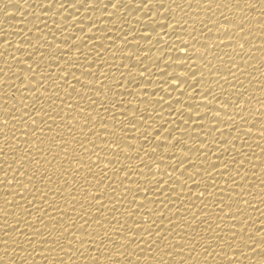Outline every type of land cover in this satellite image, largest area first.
Returning <instances> with one entry per match:
<instances>
[{
	"label": "bare ground",
	"instance_id": "obj_1",
	"mask_svg": "<svg viewBox=\"0 0 264 264\" xmlns=\"http://www.w3.org/2000/svg\"><path fill=\"white\" fill-rule=\"evenodd\" d=\"M2 120L0 264H264V0H0Z\"/></svg>",
	"mask_w": 264,
	"mask_h": 264
},
{
	"label": "snow or ice",
	"instance_id": "obj_2",
	"mask_svg": "<svg viewBox=\"0 0 264 264\" xmlns=\"http://www.w3.org/2000/svg\"><path fill=\"white\" fill-rule=\"evenodd\" d=\"M89 3H95V0H89ZM62 6H63V5H61V7H62ZM114 6H115V5H114ZM241 47H242V46H241ZM30 55H31V54H29V56H30ZM73 67H75V66H73ZM70 72H72V70H69V71H68V75H69ZM88 73H89L90 75L87 76V77H96V78H94L93 80H88V81H86V82L83 83V84H87V85H95L96 87H90V88H88V89H89V90H93V89H94L97 98H99L100 93L105 91L107 77H103V78L101 79V78H98L97 75H96V73H94V72L88 71ZM72 75H73V72H72ZM82 75H84V73H82ZM33 76H35V75H33ZM85 76H86V75H85ZM65 77H66V76H65ZM60 79L64 80V77H61ZM176 79H179V77H176ZM75 81H79L80 84H81V81H80V79H79L78 77L75 78ZM65 83L67 84V81H65ZM76 84H77V83H76ZM97 85H98V86H97ZM69 87H71L74 91H77L76 88H75V85H74V84H73V85H69ZM89 102L92 103V104H96V101L92 100L91 97H89ZM100 107L103 108V111H104V112H107V111H108V108H104V107H103V103L100 105ZM112 107H115V105H113ZM81 112H83V109H81ZM123 113H124V112H123ZM122 116H123L125 119H127V118L129 117V114L126 113V115H122ZM131 117H136V116H135V114H132ZM49 118L51 119V117H49ZM101 119H104V117H101ZM112 119H113V118H112ZM136 119H137V117H136ZM142 119H143V118L141 117L140 120H142ZM0 122H2L4 125L7 124V121H5V120H2V121H0ZM35 123H36V121L33 120V121H32V124H35ZM84 123H87V121H84ZM130 125H132V126H133V129H135V124H134V123H130ZM101 128H103V129H107V128H108L107 123H103V124L101 125ZM69 131H71V129H69ZM104 133H107V132H104ZM33 134H35V133H33ZM96 135H100V133L97 132ZM114 135H115V133H113V136H114ZM145 141H147V140H145ZM65 143H66L65 141L61 140V144H65ZM61 144H60V145H61ZM112 144H116L117 148H119V143L117 142V140L113 139V142H112V143H108L107 146H108V147H111ZM127 144H131V143H127ZM131 145H133V144H131ZM81 147H82V146H81ZM127 147H128V146H127ZM37 163H38V161H37ZM175 170H176V168H175ZM175 170H174V171H175ZM89 171H91V169H89ZM182 175H183V174H182ZM177 181L179 182V178H177ZM157 183H158V182H157ZM201 195H203V194H201ZM169 254H170V253H169Z\"/></svg>",
	"mask_w": 264,
	"mask_h": 264
}]
</instances>
